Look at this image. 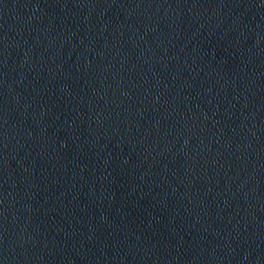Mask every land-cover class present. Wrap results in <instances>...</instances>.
I'll return each instance as SVG.
<instances>
[{
    "label": "water",
    "instance_id": "obj_1",
    "mask_svg": "<svg viewBox=\"0 0 264 264\" xmlns=\"http://www.w3.org/2000/svg\"><path fill=\"white\" fill-rule=\"evenodd\" d=\"M0 264H264V0H0Z\"/></svg>",
    "mask_w": 264,
    "mask_h": 264
}]
</instances>
